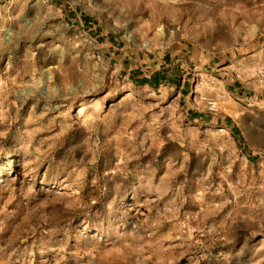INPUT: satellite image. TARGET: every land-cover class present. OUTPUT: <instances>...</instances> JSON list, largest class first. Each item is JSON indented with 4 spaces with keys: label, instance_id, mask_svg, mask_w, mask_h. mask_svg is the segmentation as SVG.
Returning a JSON list of instances; mask_svg holds the SVG:
<instances>
[{
    "label": "rangeland",
    "instance_id": "374dc122",
    "mask_svg": "<svg viewBox=\"0 0 264 264\" xmlns=\"http://www.w3.org/2000/svg\"><path fill=\"white\" fill-rule=\"evenodd\" d=\"M0 264H264V0H0Z\"/></svg>",
    "mask_w": 264,
    "mask_h": 264
},
{
    "label": "built area",
    "instance_id": "2783aa9c",
    "mask_svg": "<svg viewBox=\"0 0 264 264\" xmlns=\"http://www.w3.org/2000/svg\"><path fill=\"white\" fill-rule=\"evenodd\" d=\"M211 108H212V109H214V107H213V106H211Z\"/></svg>",
    "mask_w": 264,
    "mask_h": 264
},
{
    "label": "crops",
    "instance_id": "0c3cea01",
    "mask_svg": "<svg viewBox=\"0 0 264 264\" xmlns=\"http://www.w3.org/2000/svg\"><path fill=\"white\" fill-rule=\"evenodd\" d=\"M157 82H158V80H157Z\"/></svg>",
    "mask_w": 264,
    "mask_h": 264
}]
</instances>
